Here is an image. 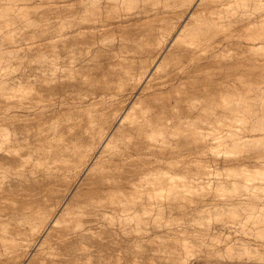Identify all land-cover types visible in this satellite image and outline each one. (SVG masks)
<instances>
[{"label": "bare ground", "instance_id": "1", "mask_svg": "<svg viewBox=\"0 0 264 264\" xmlns=\"http://www.w3.org/2000/svg\"><path fill=\"white\" fill-rule=\"evenodd\" d=\"M261 221L264 0H0V264H260Z\"/></svg>", "mask_w": 264, "mask_h": 264}, {"label": "rangeland", "instance_id": "2", "mask_svg": "<svg viewBox=\"0 0 264 264\" xmlns=\"http://www.w3.org/2000/svg\"><path fill=\"white\" fill-rule=\"evenodd\" d=\"M225 191V192H224ZM224 191H220V192H224V193H229V192H231V190L229 191V190H224ZM199 192V191H198ZM214 192V191H213ZM215 192H217V193H215ZM215 194H220V192L218 191V190H215ZM232 192H233V190H232ZM193 223H195V225H198V226H201L200 224H198L199 222H200V219L197 221V222H195V221H192ZM227 224H229V225H220V227L218 226V225H216L217 227L216 228H213V229H216V230H218V232L219 233H221V234H223L224 236L225 235H227V233L229 234V236H230V233H231V236L232 235H238L240 232V229H242L241 227H240V225L238 224V225H233V224H230V223H227ZM249 224H251L252 225V222H250ZM257 224H259V225H264V221H261V222H257ZM227 226V227H226ZM223 227V228H222ZM235 227V228H234ZM230 228V229H229ZM236 228H240V229H238V230H235ZM262 229V228H261ZM216 230H213V231H216ZM228 230V231H227ZM235 232H234V231ZM227 231V232H226ZM230 232V233H229ZM237 232V233H236ZM233 233V234H232ZM235 233V234H234ZM260 233V234H259ZM260 235V237H259V235ZM263 234H264V230H260V231H257L256 233H254V239H256V240H260V241H264L263 239H264V237H263ZM239 235H242V236H248V237H251L252 238V236L251 235H245V234H239ZM259 238H258V237ZM221 237H222V235H221ZM198 262V261H197ZM196 262V260H192V262H191V264H244V262L242 261L241 263L240 262H232V263H228V262H214L213 260H204V261H202V262H198L197 263ZM210 262V263H209ZM245 264H254V263H245ZM260 264H264V263H260Z\"/></svg>", "mask_w": 264, "mask_h": 264}]
</instances>
